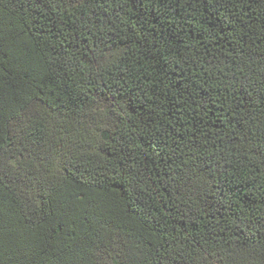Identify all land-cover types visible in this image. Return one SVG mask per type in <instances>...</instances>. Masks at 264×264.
<instances>
[{
    "label": "trees",
    "instance_id": "16d2710c",
    "mask_svg": "<svg viewBox=\"0 0 264 264\" xmlns=\"http://www.w3.org/2000/svg\"><path fill=\"white\" fill-rule=\"evenodd\" d=\"M0 264H264V0H0Z\"/></svg>",
    "mask_w": 264,
    "mask_h": 264
}]
</instances>
